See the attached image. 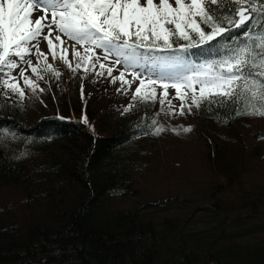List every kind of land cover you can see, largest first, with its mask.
<instances>
[{"label": "trees", "instance_id": "trees-1", "mask_svg": "<svg viewBox=\"0 0 264 264\" xmlns=\"http://www.w3.org/2000/svg\"><path fill=\"white\" fill-rule=\"evenodd\" d=\"M77 70L27 94L0 73V264H264V116L147 85L125 106Z\"/></svg>", "mask_w": 264, "mask_h": 264}, {"label": "snow or ice", "instance_id": "snow-or-ice-1", "mask_svg": "<svg viewBox=\"0 0 264 264\" xmlns=\"http://www.w3.org/2000/svg\"><path fill=\"white\" fill-rule=\"evenodd\" d=\"M179 40L187 42L179 47L181 52L205 43L211 51L213 41L223 42L225 47L217 49L219 60L199 66L187 63L186 57H148V61L159 59L177 70L172 83L177 93L181 86L185 90L193 88L196 81L200 84V100L193 91L192 104L197 107L204 100L209 105L230 103L236 115L264 116V0H0V73L6 77L10 72L5 69H16L21 62L36 72L29 57L35 55L37 62L46 60L49 51L54 59L71 68L63 54L57 57L58 50L66 53L69 47L76 50L89 46L84 49V57L74 51L78 61L73 71L95 49L103 50L105 60L115 57V64L139 66L145 61L140 49L175 51L173 45ZM54 41L63 47L58 49ZM43 42L46 44L42 49ZM97 59L94 55L93 67ZM46 70H51V65ZM25 72L21 68L19 77L29 84ZM107 72L111 76L112 69ZM120 75L124 77L123 72ZM133 76L141 86L144 84L140 73ZM110 82L115 83L116 78ZM148 83L155 85L158 81L148 78ZM160 83L164 89L169 86L162 79ZM3 84L10 87L11 93L22 94L17 92L18 83L9 85L5 79ZM125 84L131 88L127 80H122L121 87ZM140 92L141 87H136L135 94ZM180 114L184 115L183 104ZM162 130L157 128L156 133Z\"/></svg>", "mask_w": 264, "mask_h": 264}, {"label": "rangeland", "instance_id": "rangeland-1", "mask_svg": "<svg viewBox=\"0 0 264 264\" xmlns=\"http://www.w3.org/2000/svg\"><path fill=\"white\" fill-rule=\"evenodd\" d=\"M41 14L43 15V13ZM48 18L50 19V13L48 15ZM53 35H55V32L53 33ZM62 39L66 40L67 38L62 36ZM45 44L46 42L41 43L40 46L42 49L44 48ZM85 47H89V46H83L76 50L71 49L70 51L67 52L68 54L61 53L59 50L57 51V57L63 54L64 57L69 60L71 64V68L62 64V62L58 58L54 59L51 54V51H49L48 53L45 54L47 57L46 60L44 58H41L39 62H37L35 55H32L31 57H29L33 61V66L37 69L36 72H32L31 67L24 64L23 62H21L20 67L16 69H12V70L5 69V71L10 72V77L16 78L15 81L20 85L22 90L24 89L25 94L29 92L26 86L34 85L35 88L37 89L40 88L39 87L40 85L37 84L38 82L56 85L60 81H63L68 87H71L72 85L71 75L73 74V72H76V73L78 72L77 69L75 71L72 70L73 68H75V65L78 61V58L74 55V51L78 50L81 53V56L84 57ZM140 51L141 53H143L145 57V61L142 62L139 66L130 65L126 62L123 64H115L114 60L116 58L112 56H110L108 60H105L103 58L104 52L102 49H95L94 54L93 52H88L87 57H85L83 60H80L81 67L79 68L81 73H84L85 75L87 74L85 89L94 90L96 95L101 94L102 92L103 93H113V94L118 93L119 95L125 98V100L122 102V105L124 104L125 106H128L130 105L132 96L135 94V88L136 87L142 88L147 85L146 88L153 92H160L161 90L167 96V100L165 101L166 106L174 109V111L177 113H180L181 104H183V106L185 107L187 104L190 106V103L192 102L193 91H195V96L200 95V91H199L200 84L196 81H193V88H189L185 90V88L181 86L180 93H177L176 89L172 87V83L176 76L177 70L174 68L168 67L162 60L157 59L155 60V62L147 60L148 57H153V58L163 57L164 58L168 56L174 57L177 55L169 54L165 50L160 51L157 49H152L151 51H149L148 49H140ZM94 55L98 59L96 60L95 66L93 67L92 59ZM214 62L215 61L207 63L203 61V62H200L197 66L206 65V64H210ZM101 64L104 65V68L100 67ZM189 64H192V63H189ZM48 65H51V70H46ZM21 68L26 69L25 75L29 78V81H30L29 84H26L25 80L19 77V72ZM108 68L112 69L111 76L108 75V72H107ZM183 71H186V70H183ZM122 72L124 73V77H121L120 75ZM56 73H59V75H57ZM96 73H99V74H96ZM133 73L141 74V79L144 80V84L142 86L140 84V80H136L134 78ZM63 76H65V78H63ZM113 77L116 78L115 83L110 82ZM148 78L155 79L158 81V83L155 85L149 84ZM161 79L163 83H166L169 85L167 89H164L161 87V83H160ZM122 80H127L128 84L131 85V88H129L127 84L121 87ZM118 88H121V91H117ZM144 91L145 90L141 89V92H144ZM245 241L246 242H256L257 238L255 236H250V237H247Z\"/></svg>", "mask_w": 264, "mask_h": 264}, {"label": "bare ground", "instance_id": "bare-ground-1", "mask_svg": "<svg viewBox=\"0 0 264 264\" xmlns=\"http://www.w3.org/2000/svg\"><path fill=\"white\" fill-rule=\"evenodd\" d=\"M54 43L58 46V49L63 47V45H59V42H55V41H54ZM69 44H70V43H69ZM71 49H72V48L69 47V48H68V51H70ZM68 51H67V52H68ZM67 52H66L65 54H68Z\"/></svg>", "mask_w": 264, "mask_h": 264}]
</instances>
